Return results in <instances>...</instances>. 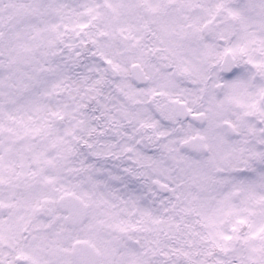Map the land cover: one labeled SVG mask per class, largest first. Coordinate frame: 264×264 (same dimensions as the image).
Wrapping results in <instances>:
<instances>
[{"label": "snow or ice", "instance_id": "6c2138e0", "mask_svg": "<svg viewBox=\"0 0 264 264\" xmlns=\"http://www.w3.org/2000/svg\"><path fill=\"white\" fill-rule=\"evenodd\" d=\"M0 264H264V0H0Z\"/></svg>", "mask_w": 264, "mask_h": 264}]
</instances>
